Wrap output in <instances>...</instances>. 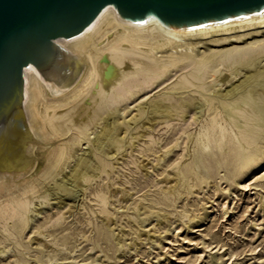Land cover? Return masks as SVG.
Returning <instances> with one entry per match:
<instances>
[{
	"label": "rangeland",
	"instance_id": "rangeland-1",
	"mask_svg": "<svg viewBox=\"0 0 264 264\" xmlns=\"http://www.w3.org/2000/svg\"><path fill=\"white\" fill-rule=\"evenodd\" d=\"M222 69L225 87H186L174 67L108 108L64 172L36 176L24 215L0 218V264H264V52ZM169 104L171 118L152 119ZM240 109L261 129L237 127ZM214 117L225 138L206 128Z\"/></svg>",
	"mask_w": 264,
	"mask_h": 264
},
{
	"label": "bare ground",
	"instance_id": "bare-ground-1",
	"mask_svg": "<svg viewBox=\"0 0 264 264\" xmlns=\"http://www.w3.org/2000/svg\"><path fill=\"white\" fill-rule=\"evenodd\" d=\"M261 34L264 7L200 25L172 26L156 15L127 19L115 6L108 5L85 30L56 38V51L48 61L42 66L30 63L24 67L21 94L10 114L1 119L0 218L23 216L33 202L31 194L44 187L36 176L46 175L47 170H54V174L64 172L79 150L83 135L88 130L96 134L103 114L139 82H153L175 67L177 71L185 70L181 81L186 87L192 84L204 89L208 81L225 87L222 68L231 69L235 62L252 53L262 54L264 36L202 55L197 50L206 42L217 47ZM235 74L233 70L232 78ZM84 105L89 107L83 113ZM169 107L172 104L157 105L149 113L154 120H165L174 115ZM230 116L246 135L250 125L261 129L252 122L256 114L245 109ZM106 119L111 120L110 116ZM219 127L220 139L225 138L229 127L216 117L206 128L215 132ZM75 174L72 173L79 182ZM21 175L23 179L19 178ZM53 176L46 175L51 179ZM251 183L240 185L250 189ZM48 194L44 190L36 196L46 198Z\"/></svg>",
	"mask_w": 264,
	"mask_h": 264
},
{
	"label": "water",
	"instance_id": "water-1",
	"mask_svg": "<svg viewBox=\"0 0 264 264\" xmlns=\"http://www.w3.org/2000/svg\"><path fill=\"white\" fill-rule=\"evenodd\" d=\"M108 5L127 19L188 26L261 11L264 0H0V123L21 94L24 67L42 66L56 38L85 30Z\"/></svg>",
	"mask_w": 264,
	"mask_h": 264
}]
</instances>
